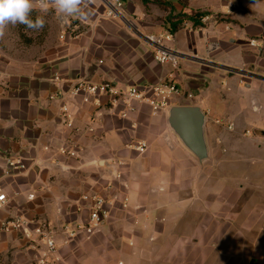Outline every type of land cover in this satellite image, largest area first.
I'll return each instance as SVG.
<instances>
[{"label": "crops", "instance_id": "0c3cea01", "mask_svg": "<svg viewBox=\"0 0 264 264\" xmlns=\"http://www.w3.org/2000/svg\"><path fill=\"white\" fill-rule=\"evenodd\" d=\"M123 1V16L107 18L104 1L89 0L93 15L80 21L78 37L60 31L45 49L29 48L14 26L0 37V185L10 197L0 219L47 220L58 245L46 255L43 242L1 232L0 264H264V169L241 173L264 150V128H251L264 114V44L249 43L264 36V14L255 17L248 0ZM172 10L181 18L175 31ZM197 12L210 19L183 16ZM166 32L176 63L157 62L145 39ZM79 79L141 87L172 80L181 94L165 110L138 103L126 114L107 96L51 98ZM175 105L204 113L207 158L170 126ZM141 141L144 152L134 148ZM9 157L25 159L27 169L5 175ZM86 193L111 200L109 218L90 237L68 238L62 226L87 219L79 210Z\"/></svg>", "mask_w": 264, "mask_h": 264}, {"label": "built area", "instance_id": "2783aa9c", "mask_svg": "<svg viewBox=\"0 0 264 264\" xmlns=\"http://www.w3.org/2000/svg\"><path fill=\"white\" fill-rule=\"evenodd\" d=\"M105 3L104 15L107 18H119L123 16L125 3L123 0H103ZM210 19L209 15L201 17L202 22ZM61 38L67 33L73 38L78 37L80 33V25L73 20L70 24L64 25L60 22ZM145 39L154 48V59L159 63L173 62L179 57L166 41H171L173 35L166 32L161 36L146 35ZM253 46L261 47L264 44V36L249 40ZM55 80H60L59 75L55 76ZM173 94H181V90L177 83L172 80H163L157 84L141 87L138 84L128 86H119L113 80H103L101 82H89L79 79L66 92L58 91L51 98L65 99L66 96H82L83 101L89 102L91 97L107 96L113 106H124L126 114L128 111L135 109L136 104L146 103L154 111L165 110L170 106V98ZM63 116L68 126H72L70 112L66 105L63 106ZM232 127L230 124L229 128ZM137 151L143 152L147 149L145 141L138 142L134 145ZM63 153L74 155L75 151L68 147H63ZM25 159L21 157H9L6 159L4 173L10 176L14 173L27 169ZM32 197L33 195H29ZM128 199H125L123 206H126ZM10 202V197L0 185V208L5 207ZM111 200L108 197L98 193H86L82 196V203L79 204L80 209H86L88 212L87 219L79 222H68L62 226V231L68 235V238H74L80 234L90 237L95 234L102 226L103 222L109 218V204ZM19 232L25 238L33 243L43 242L46 245V255H54L58 245L55 239L56 228L47 220L28 219L21 215H10L7 218L0 219V233Z\"/></svg>", "mask_w": 264, "mask_h": 264}, {"label": "clouds", "instance_id": "9594fccd", "mask_svg": "<svg viewBox=\"0 0 264 264\" xmlns=\"http://www.w3.org/2000/svg\"><path fill=\"white\" fill-rule=\"evenodd\" d=\"M50 10L55 11L64 25L73 20L86 22L93 15L89 0H0V37L4 35L9 24H22L32 31L42 30L46 23L44 16ZM33 11L42 14L32 19Z\"/></svg>", "mask_w": 264, "mask_h": 264}, {"label": "rangeland", "instance_id": "374dc122", "mask_svg": "<svg viewBox=\"0 0 264 264\" xmlns=\"http://www.w3.org/2000/svg\"><path fill=\"white\" fill-rule=\"evenodd\" d=\"M184 1V0H181ZM250 2V11L251 13H253V15L255 17H258L259 19L262 18L261 14H264V1L263 0H248ZM153 2H158L157 0H154ZM243 9V8H242ZM245 10V9H244ZM225 12V11H224ZM261 13V14H260ZM39 14L37 11H33L31 14V18L35 19V17ZM169 16H173L172 18H175L176 15L173 14V10L172 12L168 15ZM167 17V19H168ZM46 23L45 26L42 30L40 31H32V30H27L26 27L23 28L24 26L22 24H17L14 26V28H16L15 30L17 31V34L20 35L22 41H25L27 46L30 48L31 46L34 47L35 45H39V46H43V48L45 49L48 45H50V43L54 42L55 38H57L58 34L61 31V27L59 24V19L57 14L55 13L54 10H50L45 16H44ZM216 19L219 21H228V19L224 16H222L221 14H218L216 16ZM76 23H78L80 25V31H82V27L80 24V20H75ZM9 27L13 26L11 24L8 25ZM21 27V28H19ZM242 39L245 40V37L242 36ZM245 43V42H244ZM193 92H195V89H192ZM249 96V95H248ZM247 96V98H248ZM264 100V99H263ZM221 116H223L224 114H219ZM261 121L257 124V125H252L251 128H264V114L261 116ZM220 130H219V134L221 136V141L223 143V145L225 144L226 146V138L228 139V134H227V130L223 127V126H219ZM140 152V151H139ZM144 152V151H143ZM221 156L219 157V159L221 161H226V159L228 158V152L227 151H223L221 152ZM256 162H255V166H248L245 170V172L243 171V167H242V171L241 173H245V174H253L255 172V170H258L259 168L264 169V150H261L256 156H255ZM250 163V162H249ZM224 167H220V175L221 176H226L228 173V166L227 164L223 165ZM231 173V172H230ZM230 175V174H229ZM228 177V175H227ZM122 260L118 259V264H122L121 263ZM123 262V261H122Z\"/></svg>", "mask_w": 264, "mask_h": 264}, {"label": "water", "instance_id": "95a60500", "mask_svg": "<svg viewBox=\"0 0 264 264\" xmlns=\"http://www.w3.org/2000/svg\"><path fill=\"white\" fill-rule=\"evenodd\" d=\"M237 72H240L238 70ZM169 124L184 144L200 159L208 157L204 134L205 115L195 105H175L169 110Z\"/></svg>", "mask_w": 264, "mask_h": 264}, {"label": "trees", "instance_id": "16d2710c", "mask_svg": "<svg viewBox=\"0 0 264 264\" xmlns=\"http://www.w3.org/2000/svg\"><path fill=\"white\" fill-rule=\"evenodd\" d=\"M145 2H147V0H145ZM203 14H204L203 12H197V13H195L194 15H190V16H189V15H187V14H183V16H184L185 18L193 19V21H194L195 23H199L198 18H199L200 16H202ZM172 17H173V16H169V17H168V22L171 24V28H172V30L175 31V30L178 28V26H179V24H180V22H181V18H180V19H177L176 21H174ZM23 26H24V25H23ZM19 28H21V27H19ZM23 28H25V26H24Z\"/></svg>", "mask_w": 264, "mask_h": 264}]
</instances>
